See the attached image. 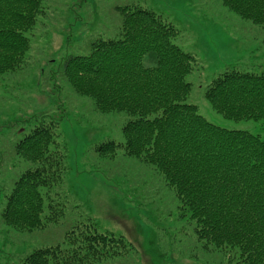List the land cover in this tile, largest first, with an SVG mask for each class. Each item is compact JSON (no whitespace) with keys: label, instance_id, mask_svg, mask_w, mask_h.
Returning a JSON list of instances; mask_svg holds the SVG:
<instances>
[{"label":"trees","instance_id":"1","mask_svg":"<svg viewBox=\"0 0 264 264\" xmlns=\"http://www.w3.org/2000/svg\"><path fill=\"white\" fill-rule=\"evenodd\" d=\"M221 2L264 28V0ZM42 3L0 0V76L30 65L27 33L43 14ZM116 8L118 32L95 37L87 54L69 55L61 63L65 80L97 110L126 115L123 140H106L96 152L114 159L121 151L158 172L173 189L181 214L189 213L206 250L226 254L227 264H264V126L252 132L207 120L187 101L192 83L185 77L199 63L177 43L179 29L150 9ZM204 97L226 119H264V73L226 67L205 86ZM58 127L55 117L34 116L17 140L16 153L33 166L5 194L6 225L33 230L64 215L55 190L66 171ZM94 223L89 215L79 218L65 233L67 247L38 248L25 264H92L129 248L122 236Z\"/></svg>","mask_w":264,"mask_h":264},{"label":"rangeland","instance_id":"2","mask_svg":"<svg viewBox=\"0 0 264 264\" xmlns=\"http://www.w3.org/2000/svg\"><path fill=\"white\" fill-rule=\"evenodd\" d=\"M133 4L172 23L180 31L177 43L196 56L198 69L185 77L192 83L188 102L216 125L262 130L264 119H226L204 97L205 86L226 67L264 73L263 26L242 19L221 0H43V14L27 33L30 65L0 76V264H25L38 248L67 247L66 231L86 215L98 230L130 244L124 253L92 264H227L226 254L197 241L189 213L181 214L173 189L151 166L121 151L114 159L96 152L106 140H123L126 115L97 110L62 75L67 56L85 55L92 39L118 32L117 6ZM41 115L59 120L66 171L55 190L65 213L42 228L18 230L2 221L1 210L14 181L33 166L15 144L31 117Z\"/></svg>","mask_w":264,"mask_h":264}]
</instances>
